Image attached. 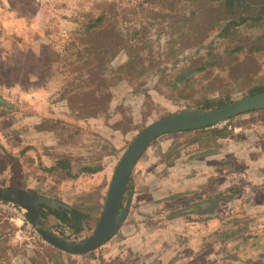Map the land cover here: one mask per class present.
Wrapping results in <instances>:
<instances>
[{"label":"rangeland","instance_id":"obj_1","mask_svg":"<svg viewBox=\"0 0 264 264\" xmlns=\"http://www.w3.org/2000/svg\"><path fill=\"white\" fill-rule=\"evenodd\" d=\"M141 1L0 0V97L13 105L10 112L0 108V187L98 208L100 216L119 159L146 127L204 100L264 92V22L229 40L218 38L220 25H208L166 59L174 32L166 25L183 8L162 18L155 13L161 3L139 8ZM102 13L109 15L104 33L84 32L83 23ZM204 39L218 55L197 52ZM130 52L143 67L168 69L127 72ZM201 65L208 68L191 71ZM186 69L189 79L177 82ZM230 127L234 135L209 155L195 133L157 139L133 170L124 224L87 254L59 253L19 208L20 215L0 205V264H264V110L237 116ZM168 153L170 167L163 161ZM60 158L70 159V175L50 171ZM97 165L99 172L82 171ZM194 185L202 191L188 187ZM235 187L232 198L223 194ZM204 198L211 203L201 213L186 210ZM56 223L50 215L44 222L59 233ZM94 229L72 238L82 241Z\"/></svg>","mask_w":264,"mask_h":264},{"label":"trees","instance_id":"obj_2","mask_svg":"<svg viewBox=\"0 0 264 264\" xmlns=\"http://www.w3.org/2000/svg\"><path fill=\"white\" fill-rule=\"evenodd\" d=\"M161 3L162 10L158 9L155 11L157 16H160L162 18L164 17H172L174 9L178 6L183 8V12L180 14V18L176 21L167 22V28L172 27L174 32L169 37L167 41V47H166V59H170L173 57H176L179 53V50L183 49L185 46L187 47V40L189 42L195 41V39L201 38L200 36L203 35V31L205 30V27L210 25H220L221 31L219 33L218 38L221 40H229L234 39L235 37L240 34L241 30H244L246 27H250L253 24L258 25L261 21L264 22V0H142L139 4V8H142L145 4H156ZM173 7V8H172ZM160 11V12H158ZM176 14V13H174ZM108 14H99V16L90 17L86 23H83L82 27L84 29V32H87L89 34L93 32H98V34L104 33L106 30L104 27L102 28V24L104 21H108L109 19ZM263 20V21H262ZM258 23V24H257ZM175 27V29H173ZM202 32V33H200ZM206 33V32H204ZM135 35L138 34V32L134 33ZM185 39V40H184ZM183 40L185 41V46L182 47ZM205 42V43H204ZM197 45V44H196ZM196 48L197 52L206 51V54L209 56V59L213 55H218L216 44L212 42H206L205 39L203 40L202 44H198ZM222 47V46H221ZM107 46L103 48L104 52L106 51ZM241 49L240 45L235 49V52ZM224 52V47H223ZM131 56L128 62L122 66V68L125 69V71L128 72V68L136 67L137 69L141 70V73H147L148 70L155 71L157 74L163 75V72L166 71L161 68H157L158 70H154L155 65H151L148 68L143 67L139 63L144 61H137L136 59V52H130ZM174 59V58H173ZM210 63V61L208 62ZM176 63L173 62V66H175ZM140 67V68H139ZM207 65H201V66H195L191 70L193 73L200 72L205 69H207ZM130 80L132 81L134 78H136V73L134 74L132 70ZM189 69L184 70L180 77L177 79V82H186L189 78L187 77V74L191 72ZM177 76V75H176ZM175 76V77H176ZM166 81H169L166 80ZM166 86L169 87L170 90L175 91L177 89V86L169 85V83H166ZM263 92V89L261 87H256L253 90L250 91V95L258 94ZM216 102V103H215ZM231 102V99L229 96H226L224 98H218L217 100H204L203 104L199 103L196 105V108L200 110H211L218 107H221L225 104H228ZM0 108L3 112H10L13 109V105L5 101L0 97ZM234 118L230 119L226 125L222 127H215V128H208V129H200L195 131H188L184 132L182 134H191L195 133V143L197 145H200L201 147H205V155L218 153L221 150L220 146H217V143L221 140H226L234 135L233 129L230 127V123L233 121ZM209 142H213L215 146H208ZM109 145V144H108ZM149 149V148H148ZM147 149V150H148ZM146 150V151H147ZM144 152V154L146 153ZM197 152V151H196ZM200 154L195 155H201ZM143 154V155H144ZM194 155V156H195ZM169 157V153L163 158V161L166 162L167 166L170 167L173 164L169 163L167 158ZM142 158V157H141ZM225 163V162H224ZM228 163V162H227ZM229 164V163H228ZM102 169L101 165H97L94 168L90 166H86L82 169L84 172H90V173H96L99 172ZM52 170H60V171H66L67 175H70L71 173V164L70 159L67 158H60L58 163L50 169ZM199 189V188H198ZM202 191V190H199ZM236 187L235 188H229L223 194L231 195L229 196L232 198L236 195ZM234 194L232 195V193ZM36 193V192H35ZM132 178L129 179V183L127 186L126 193L124 195H127V199H123L122 208H126L127 214L130 209V201L132 198ZM231 193V194H230ZM223 197L224 201H228V196ZM222 196V193L219 195L214 196L217 198ZM208 198H204L202 201H200L198 204H194L195 207H188L186 210L188 212L192 211L194 208H196L199 213L206 207L209 206L211 202L207 200ZM125 200V201H124ZM57 201V200H55ZM59 202L61 205L57 208H52L43 205L41 207L42 214L41 219L43 222L46 221L47 216H53L56 220V228H58L59 234L70 237V236H77L80 233H82L85 229L93 227L95 228L99 216L97 213L95 214L96 210L98 208H91L90 210L84 209L82 207H75V206H68L66 204ZM183 211V210H182ZM185 211V210H184ZM220 213L218 210L215 212V215H219ZM202 216L198 217L199 219ZM187 218H192V216H188ZM51 230V229H50ZM62 253V252H59Z\"/></svg>","mask_w":264,"mask_h":264},{"label":"water","instance_id":"obj_3","mask_svg":"<svg viewBox=\"0 0 264 264\" xmlns=\"http://www.w3.org/2000/svg\"><path fill=\"white\" fill-rule=\"evenodd\" d=\"M264 110V92L249 95L211 110L189 108L177 111L141 131L119 159L107 190L103 208L92 234L79 242H71L44 227L40 207L57 208L61 204L52 198L30 190L0 187V203L19 208L37 234L50 246L70 255H82L109 242L127 218L122 208L129 179L144 152L160 137L188 131L215 128L237 116Z\"/></svg>","mask_w":264,"mask_h":264},{"label":"flooded vegetation","instance_id":"obj_4","mask_svg":"<svg viewBox=\"0 0 264 264\" xmlns=\"http://www.w3.org/2000/svg\"><path fill=\"white\" fill-rule=\"evenodd\" d=\"M46 197V196H45ZM42 207V206H41ZM41 207H40V210H41ZM41 214H42V210H41ZM43 221V220H42ZM44 227L47 229V230H49V231H51V232H53L55 235H58V236H60L61 238H63V239H65V240H68V241H71V242H79V241H75L72 237L73 236H70V237H66V236H63V235H61V234H59V233H55L54 231H52V230H50L49 228H47L46 226H45V224H44ZM57 250V249H56ZM59 251V250H58ZM59 252H61V251H59ZM70 255V254H69ZM73 256V255H72Z\"/></svg>","mask_w":264,"mask_h":264},{"label":"built area","instance_id":"obj_5","mask_svg":"<svg viewBox=\"0 0 264 264\" xmlns=\"http://www.w3.org/2000/svg\"><path fill=\"white\" fill-rule=\"evenodd\" d=\"M0 205H1L2 208L10 209V211H14L15 213L19 214L18 209H17V207H15V206L8 205V204H5V203H0ZM19 215H20V214H19ZM21 218L25 219L26 217L21 216ZM26 219H27V218H26Z\"/></svg>","mask_w":264,"mask_h":264},{"label":"crops","instance_id":"obj_6","mask_svg":"<svg viewBox=\"0 0 264 264\" xmlns=\"http://www.w3.org/2000/svg\"><path fill=\"white\" fill-rule=\"evenodd\" d=\"M197 178V177H196ZM196 185H194V187L193 186H188L189 188H194L195 190L197 189L198 191L199 190H201V189H203V188H201V185H199V186H196ZM199 188V189H198ZM200 192V191H199Z\"/></svg>","mask_w":264,"mask_h":264}]
</instances>
